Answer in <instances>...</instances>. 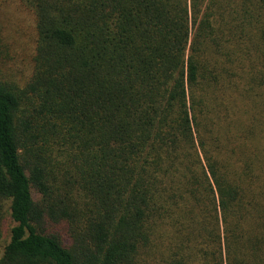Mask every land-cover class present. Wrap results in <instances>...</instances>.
<instances>
[{
	"label": "trees",
	"instance_id": "1",
	"mask_svg": "<svg viewBox=\"0 0 264 264\" xmlns=\"http://www.w3.org/2000/svg\"><path fill=\"white\" fill-rule=\"evenodd\" d=\"M17 1L0 264H264V0Z\"/></svg>",
	"mask_w": 264,
	"mask_h": 264
},
{
	"label": "rangeland",
	"instance_id": "2",
	"mask_svg": "<svg viewBox=\"0 0 264 264\" xmlns=\"http://www.w3.org/2000/svg\"><path fill=\"white\" fill-rule=\"evenodd\" d=\"M35 28L34 16L17 0H0V74L19 87H23L32 75ZM11 226L10 218L5 214L0 250L8 242Z\"/></svg>",
	"mask_w": 264,
	"mask_h": 264
}]
</instances>
